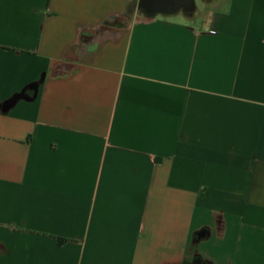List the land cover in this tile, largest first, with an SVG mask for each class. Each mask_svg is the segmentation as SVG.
Here are the masks:
<instances>
[{
	"label": "crops",
	"instance_id": "obj_1",
	"mask_svg": "<svg viewBox=\"0 0 264 264\" xmlns=\"http://www.w3.org/2000/svg\"><path fill=\"white\" fill-rule=\"evenodd\" d=\"M139 1L0 0V264H264V0Z\"/></svg>",
	"mask_w": 264,
	"mask_h": 264
},
{
	"label": "water",
	"instance_id": "obj_2",
	"mask_svg": "<svg viewBox=\"0 0 264 264\" xmlns=\"http://www.w3.org/2000/svg\"><path fill=\"white\" fill-rule=\"evenodd\" d=\"M139 9L144 11L148 16H153L158 13L172 14L181 9L192 11L194 9V0H140ZM30 89L35 88L30 86ZM25 98H32L27 92L23 93Z\"/></svg>",
	"mask_w": 264,
	"mask_h": 264
},
{
	"label": "trees",
	"instance_id": "obj_3",
	"mask_svg": "<svg viewBox=\"0 0 264 264\" xmlns=\"http://www.w3.org/2000/svg\"><path fill=\"white\" fill-rule=\"evenodd\" d=\"M132 5L130 4L129 5V7H128V9H127V11H126V14H124V15H127V13H129V11H131L132 10ZM123 18V15L121 16H116V17H112V18H110V19H108L101 27H100V29L99 30H101V31H104V30H108V29H112L113 27H116L117 26V24L119 23V22H121V20H123V22H125L124 21V19H122ZM93 35H94V33H93V31L92 30H90V29H83L82 30V34H81V36H82V38L85 40V39H89V38H92L93 37Z\"/></svg>",
	"mask_w": 264,
	"mask_h": 264
},
{
	"label": "rangeland",
	"instance_id": "obj_4",
	"mask_svg": "<svg viewBox=\"0 0 264 264\" xmlns=\"http://www.w3.org/2000/svg\"><path fill=\"white\" fill-rule=\"evenodd\" d=\"M197 2L201 3V0H197ZM183 14H184L183 12H180V13H177V14L175 13V15L173 14V17L182 18V17H184Z\"/></svg>",
	"mask_w": 264,
	"mask_h": 264
}]
</instances>
